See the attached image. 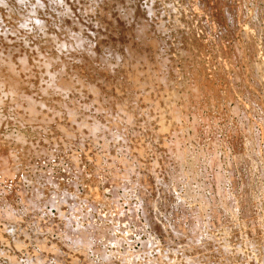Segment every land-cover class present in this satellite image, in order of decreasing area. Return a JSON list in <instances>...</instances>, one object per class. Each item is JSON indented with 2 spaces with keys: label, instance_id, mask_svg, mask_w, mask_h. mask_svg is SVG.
I'll list each match as a JSON object with an SVG mask.
<instances>
[{
  "label": "rangeland",
  "instance_id": "374dc122",
  "mask_svg": "<svg viewBox=\"0 0 264 264\" xmlns=\"http://www.w3.org/2000/svg\"><path fill=\"white\" fill-rule=\"evenodd\" d=\"M14 1L15 0H7V3L9 5H12V7H10L12 8L11 13L12 14L14 13L15 15H17L18 13H19L18 15H20L21 13L24 14V19L27 17V20L25 19L26 20L25 27L28 25L26 27L28 30L26 32L19 31L18 32L19 36L17 32L16 33L13 32V35L16 34L15 37L16 38L18 37L16 39V38H13L12 33L9 34L10 32L6 31L8 29L4 30L2 28L3 26L0 25V27L2 26L0 28V35H1L0 39L4 37V39L1 40L3 44L5 43L6 40H8L9 36H11L10 38H13L12 41H10L11 39L9 40L10 44L6 41L7 44L5 43V45H3L2 42L0 41V48L4 47L2 48L0 54L3 51L2 54H4V56L7 55L8 58L10 57V55L12 56L8 59L9 63H12L13 65L17 66L16 67L18 70L17 73L21 74V77H23L20 80L19 79L20 77L16 76L17 79H16L15 84L16 83L21 84L25 82L24 84L26 85L16 84L15 89L16 90L19 89V91L15 93L13 91L14 94L7 93L8 90L6 89V85L8 83L6 85L4 84V86H0V143L1 141L3 143V144L2 143L0 144V156L2 157V159L0 157V160H1L0 168L2 167L3 169V167L6 164L5 162L7 163L9 162L8 164H6V166L11 167V168L9 167L10 171L8 170V167L7 168L6 166L4 167L6 168V170L9 171V172L8 171L6 172L5 169L3 170L5 171L4 172L5 176H3V171L0 170V173L2 172V174L0 175V179H1L0 180V234L2 235V238H3V240H1L0 242V264H28L30 263L31 260L28 261L27 260L28 258L26 259L27 254L29 253L32 254V250L36 252L35 254L39 253L43 248L40 247L41 245L38 246V243L43 244V242L46 243L45 248L48 247V248H52L53 250L54 248H57L56 249L57 253H60V255L64 253V255L65 256L67 255L68 257L71 252L73 253V251L79 252L81 243L79 242V239H77L78 235L76 234H79L80 231L82 232L83 229H84L83 231L85 232H82V233H84L85 237L88 238L87 243H89L85 247L86 250L83 247L84 245L81 244L82 248H80L81 249L80 252L82 254L80 252L78 253L81 259H83V257L85 258L83 260L85 263L83 264H118V262L119 264H131V263L132 264H144V263L145 264H158V262L159 264L161 263L162 264L164 263L172 264V262H174L173 264H176V263L179 264L180 262H182V264H187V263L196 264L197 262H198L197 264H200V263L209 264L208 262H211L210 264H235V263L236 264H254V263L263 264L264 263L263 261L264 249H262L261 251V249L259 250L257 249V247L259 245V246H263L262 248H264V245H262V243H264V238H262V236L264 237V223H263L264 222V116H263L264 115V89H263L264 88V0H258V2L257 0H250V1L249 0H238V1L237 0L236 1L235 0H221V2L223 3L224 1V3L223 5H220V8H218V12L213 17H210V15L206 14V9L205 7L202 6L203 4L201 0H198V1L194 0V2L191 0L193 2L191 4L193 5L195 3L196 4L194 6L193 5L191 6L189 4L190 10H189V6L187 8L186 0H170L172 4L169 2V0H162V2L161 0L160 1L155 0L156 3L158 2V4L154 3L155 1L152 2L150 0H137V2L140 3L139 4L140 7L142 6L141 7L142 9L145 8V5L148 7L150 5L152 7L154 6L153 7L154 11L152 10L151 11L154 12L155 14H153L151 11L149 12L150 13L149 16L152 13L151 15L152 17L150 16L151 19L149 18L152 21L151 24L154 25V23H157L155 25H159L158 24L159 22H162L163 20H165L162 22V24L164 23V25L166 24V26L164 27V25L160 23V27H161L160 31L163 30V27L167 28V29H164V31H162L163 36L160 35L162 34V32L156 33L158 38L159 39L161 38L163 40L161 43L163 47L161 46V48H159L160 50H162V52L158 51V56L161 60L162 59L166 60L165 62L166 65H164L165 63H163V66H161L163 67L162 72L165 71L164 73H166V75L163 73L162 76H163L164 81L167 79L165 81L166 85L168 87L171 85L172 86L171 91L175 92L174 93L175 96L172 93L171 99L172 100L174 99V100L173 101L171 100V105L174 104L173 110L176 114L178 113L177 116L179 115L177 119L179 117L180 119H179V123H178V120L176 119L177 127L175 128L177 129H175L174 131L172 130L171 133L169 132V134H171L170 138H166L165 137L166 135H165L164 136L165 138L158 137L159 140L155 139V134L152 133V132H155L154 130H156L154 124L152 125L153 119L150 117V115H144V114L142 115V113L145 112L146 109L143 108L142 110L138 112V116H137L138 120H136V125H135L132 120L129 122H126L123 112L117 110L116 106L114 105L115 104L114 98L117 96L116 98L118 99L116 100L120 99V101H124V102L125 101L128 102L127 100H129L130 103L128 104H130V106L133 105L132 107H138L137 101L132 100V98L134 99V97H133V94H130L131 90L126 85L124 86L125 76L123 77V74L119 70L121 66V58L115 59L109 53V46H110L109 44L112 45V40L106 41L107 43H97L96 37L92 35L86 36V31H84V29H82L83 30L82 31L78 27L77 29L74 30L73 27H75V25L70 20L66 21L69 24H63L62 22H65V21H63L60 18V16H57L58 14L56 13L57 14L56 15L54 13L55 11H53L52 8L47 9V7H51V5H49V3L47 5L46 0H42V1L41 0L39 1L29 0L30 3H26V1L28 2V0H24L23 3L25 5L27 4L25 7L28 9L32 8L31 11L29 10L30 16L26 15V14L29 15L28 9L26 10L25 7L22 8L21 6H18ZM149 1L152 4L154 3V5L149 4L150 3ZM217 1L220 2V0H214V1L208 0L207 2H210V3L213 2L211 4L215 6V4L218 3ZM221 2L219 4H222ZM162 3H165V4H162ZM45 4H46V8L43 7ZM200 4L202 6L201 8H200ZM155 5L157 7L159 5V8H157ZM234 5H235V8L238 7V5H240L239 10H240V7L242 6L241 7V11L243 14L242 15L243 17L241 16L242 18L238 19L236 15L233 18L230 17L232 16L231 12L232 11L234 12V9H235ZM40 6H42L43 8V10L42 9L40 10L41 12L37 9ZM169 7H170V10H169ZM224 8H225V11H224ZM22 9H24L26 12L28 11V13L25 14L24 10ZM258 9L259 11L257 13H259L260 10L261 12L257 15V13H255L254 11L255 10L257 11ZM45 10H46V13L50 12L52 16V20L49 23H47L46 20L51 18L49 16L50 13L47 16L48 17L47 19L46 17L47 14L44 13ZM196 10L199 11V13H197ZM32 11L40 12L39 14L41 15V17L37 15L38 12H35L34 14V13H31ZM227 12L229 15L227 14ZM252 12H254V14H252ZM203 13L205 14V16ZM53 14H55L56 17L59 20L60 19L61 20L56 21L55 16ZM197 15L199 18H197ZM225 15L229 17H226ZM189 16L190 18H188ZM252 16H256L254 17V21L253 19H251L253 18ZM172 17L173 18L176 17L175 20ZM202 17L203 19L205 17V19L201 20ZM179 18L181 19L180 22L181 21L184 22V23L182 22L183 24H181V27L178 26L180 25V23L178 22ZM215 18L218 19L216 20L217 22H215ZM42 20H43L42 24L44 23L43 28H41ZM206 20H208L209 23L206 24V22H208ZM92 21L94 22V20ZM255 21L257 22L255 23ZM177 22H178V25H176ZM232 22H234V24ZM35 23H38V24H35ZM170 23L172 24V26L170 25ZM203 23L207 25L209 28L205 27ZM239 25L244 27L243 28L244 30L246 29L244 31L245 33H240L241 31L243 32V29L242 27H239ZM37 28L41 30L44 36L39 30H37ZM44 28H47V29H44ZM174 28L176 30H174ZM257 28L258 30H256ZM29 29L32 30V32H30ZM184 30L185 31L187 30V32H185ZM210 30H212L211 33H210ZM247 30H249L247 34L250 37V39L246 35ZM181 31H184V32H182L181 34L180 33ZM7 33L9 35L8 37L6 36ZM183 33L184 34L186 33L185 34L186 36ZM239 33L241 34V36ZM51 35L52 37H50ZM214 35H215V39H214ZM26 36L28 38H25ZM75 36H77L78 39L81 38L80 41L78 40L79 43L76 41L77 37ZM21 37L22 39L24 37L23 41H26L27 45L25 43H22V41L21 42L19 41V38L21 39ZM208 37H210V39ZM164 39H167V40L164 41ZM248 39L249 41L253 39L252 43H254L255 49L253 47L254 45H252L251 43L252 40L249 42V44L251 43L252 47L251 45L250 46L248 45V42H247ZM16 40L19 43H17ZM87 41H89L90 43ZM184 42L187 45H184L185 44ZM177 44H179L180 47ZM12 45L14 46V48L15 47L17 49L19 48L18 51L20 49H21L20 51H25V50L26 51L24 53L21 52V54L17 55L15 53H19L20 51L19 52L18 51L16 52L15 50L13 51L14 48H12L13 47ZM244 45L247 48L243 49ZM185 46H188L187 49L185 48ZM9 47L11 48V50L8 51V49H10ZM101 47H102V50H101ZM248 47H249L250 53L248 51ZM95 48L96 50L93 51ZM251 48H253L254 51ZM180 49H182V52L180 51ZM183 49L184 50L186 49L185 50L186 52ZM12 52L14 53V57L12 55ZM91 52H92V55H91ZM183 52H185L184 53L185 56H183L184 55L182 54ZM84 53L85 55H83ZM87 53L88 54L90 53L91 56L90 55H89L90 57L86 56ZM19 55L21 56V58L24 56L23 61H26L29 64L32 60L35 63L37 59L35 65H37V63L38 65L36 66V68H34L35 67V65H33L34 63L29 65L28 63L23 62L24 63L23 64L21 61L22 59L20 58ZM32 55H35V56H33V59L31 58L29 62V59L30 57H32ZM190 55L191 57H189ZM17 56L19 57L16 58ZM57 56L63 59V61L67 64L64 63L65 65L63 64L64 66H62L61 64L62 60L60 61V58H58ZM88 57H89V60H88ZM93 57L94 59L96 57V61L92 60ZM25 59H28V60H25ZM40 59L44 60L42 62V65L45 64V67L48 64L47 65L48 71L46 70V68H43V66H41L40 62L42 60ZM224 62L226 63L225 65L222 66ZM256 62H257V65H256ZM1 64L3 65L4 63L1 62L0 66L2 68L5 67L3 68L5 71L6 70L5 64L4 66H2ZM21 64H23L24 66H21ZM27 64H28V67H30V71L28 67H25V65ZM91 64H94V65H91ZM164 66L166 67V70L164 69L165 68ZM20 67H24V68H20ZM33 69H36V71L35 70L33 71ZM44 69L48 73L46 71L44 73L43 72ZM23 70L27 72L28 75L30 72V74H32L31 75L32 78L30 77L28 78L27 77L28 75L27 76L24 75V73L22 72ZM2 71L3 70H1L3 77L6 78L7 72L6 71L2 72ZM119 72L120 74H122L121 76L118 75ZM50 74L53 76L54 75L59 76L61 77V79L64 78L63 80L66 79V81H71L75 83L76 87L69 86L70 88L66 87L67 89L60 90L57 93V90H59V88L56 87V83L59 80V78L58 80L54 79V82H52L53 80L51 79ZM104 76L108 78L105 79ZM119 76H120V79H119ZM61 79L58 82L62 81ZM106 81L107 83L109 82L108 85L112 88H110L106 84ZM119 82L120 83L122 82V84H120ZM117 84L120 86H118ZM93 85L95 86L93 89L98 88V90L99 88L101 89L102 87H104L103 89L100 90L101 92H99L97 89L94 90L95 92L96 91L99 92V93L96 92L98 95L100 94L99 95L100 98L98 97V95H96L97 97L96 100L98 101V103L101 105L100 107L102 108H97L96 107L97 102L92 101L87 96V95L90 96V94H88V93H91L89 92V90H87L88 93L86 95V92H85L86 89L83 91L82 89L84 88H81V86L82 87L86 86L87 89H90L91 88L90 86H93ZM96 85L98 87H96ZM114 85L115 87H113ZM78 86L80 87L78 88ZM26 87H28V89ZM107 87H109L111 94L107 92ZM124 87L128 88V91L126 88L124 91L123 90ZM24 88L29 91L30 95L27 94L28 91H26L25 95H23L24 92L22 91H25ZM43 88L46 89L49 92V94L45 90L42 91ZM30 89L31 91L33 89L34 92L38 94L35 95V93H33V91L31 92ZM114 89H117V91L119 90V94H120V91L122 90L121 98H119L121 94L116 95L117 91L115 93ZM5 90L7 91L5 92ZM44 91L47 93V96L49 95L48 97L46 96ZM126 91L130 96L129 95L125 96L127 94ZM3 92L7 93V95L5 96ZM30 92L33 93V95L37 97L39 95L40 98L41 97L45 98V102L43 103H46V104L44 105L45 107L42 108L43 109L42 110L40 106L41 99L37 101V97H33L34 100L36 99L35 101L37 103V105L34 104L33 106L36 107L37 109L40 107L38 110L35 108L36 110L35 115L36 116L38 114L42 115L43 112L46 110V106L50 103L51 105L49 104L47 106V110L45 111V113L48 112L47 114H50V115L49 116L46 115V116L51 120L53 119V122L56 119V123L60 124L61 127L64 126L66 119L69 120L67 117L66 111L68 112V110L71 109L69 107L70 105L75 106L76 110L78 109L80 111L81 109L83 111V113L82 111H80L79 114L75 113L74 115L76 120L79 119L80 121H81V118L83 119L84 117V120L81 122H78L77 124L82 126V124L86 120L85 117L86 118L90 117L91 119L94 117L93 120H96L99 123L101 122L100 129L98 131H94V134L96 135L95 136L96 139H92V141L95 140L93 141L94 143L93 145L95 149H93V146L90 145L92 142L90 144L88 143V140L89 142L91 141V138L89 136H83V137L81 136L82 140H79L80 136L79 137L75 136V138L78 139V142L74 141L75 138L74 139L72 138V142L74 145L72 144L71 140H69L68 142L67 141L65 142L64 140V143H63V140H62L63 136H61L62 135L60 133L61 131H58L59 129L58 127L54 129L55 131L48 128L49 129L48 131H50L48 133L46 127H43V126L41 127L38 123H36L38 121L35 122V120L37 119L36 117L35 118L32 117V119H29V117L27 118V116H29L27 115V111L29 110L28 108H30V106L29 104H27V101H25V98H28L26 97V95L31 96ZM40 93L41 94L43 93L45 95L42 94L43 96H40ZM54 93H56L55 96L53 95ZM113 94L114 96H110ZM14 95H15V99L17 98L16 100L13 97ZM7 96H9L8 97L9 99L7 98ZM11 96L13 97L15 102ZM125 97L127 99L124 100ZM128 97H130V99H128ZM211 97L212 99H210ZM6 100L11 101V102L9 101V103H11L10 104L11 106L7 104L8 101ZM42 101H44V99H42ZM17 102L20 105H24V107L26 108V111H22V110H25V108L23 109V106H22V110H21L20 105L16 104ZM258 104H259V107H258ZM17 105L19 106V109H20V115L23 114L22 112H26L25 115L23 114L24 115L23 117L22 115L18 116L19 111H16L18 110ZM63 105H67V106H63ZM76 105L77 106L79 105L80 107H77ZM104 106H106V108ZM64 108L65 110L62 111L61 109H64ZM261 109L263 112H261ZM15 111L18 112L17 113L18 115L16 114ZM147 111L149 112V110ZM29 113L30 112H28V114ZM54 114H56L57 117ZM91 115H94V116H91ZM24 117H25V120H24ZM20 118H23L22 119L23 121ZM26 120H27L26 122L27 124L32 121V123L30 124L33 126V122H35L36 124L34 125L38 127L37 128H35L36 126L32 127L30 124L25 125ZM144 122H146L148 125L146 124L142 125ZM140 124L142 125V127L145 126L143 127L144 131L143 129L142 131L140 130L141 129ZM177 124H179V126ZM181 124L183 126H181ZM152 128H154V130ZM135 129H137L138 132H136ZM178 129H180L179 132L176 131ZM51 130L54 131V133L53 132L51 133ZM104 131L108 135L104 133ZM148 131H152V132L150 133ZM241 132L243 133L241 134ZM39 133L41 136L39 135ZM101 133L104 134V137H106V141H107L106 144L110 147L109 150H106V148L104 147L103 143L105 142V140ZM172 133L174 134V136ZM43 134H45L47 137L44 136ZM50 134H51V137L49 136ZM112 134L114 137L112 136ZM136 134H137V138L141 140L140 142H142V144L144 145V150L146 152L144 151V154H142L141 156L137 158H133L134 156L131 153H129L130 149L129 148L126 149V147L130 146L132 142H134L133 141L134 139L132 137H135ZM169 134H167V137H169ZM107 136L108 137L110 136L109 141L107 140L108 139ZM243 136L246 139L249 138L248 140H246L248 142L245 141V138ZM125 137L127 138L124 139ZM54 138L57 139V142L56 140L53 141ZM59 138H61L62 145H60L61 143H60ZM112 140H115V141H112ZM162 140L167 143V146L169 145V143L171 145L172 143L174 144L175 142L178 141L177 145H175L176 144L175 143L174 146H171L172 148H174L175 150L174 152H176V150H178V147H179V151L177 152L178 153L181 152L180 155L174 153L175 157H177L178 160L177 159L174 160L175 158L173 156V157H169V159L174 158V159H171L173 161H170L168 159V162H167L166 157L163 154L164 150H160L163 148L161 146H164L163 145L164 142L161 143ZM168 140L169 141L176 140V141L168 142ZM250 140H251V143H250ZM51 142H54V143L56 142L59 145L56 143L52 144ZM74 142L75 143L77 142V143L75 144ZM68 143L72 144L73 146L69 147L71 145H69ZM84 143L88 144V146L90 147H87L86 145H84ZM63 144L66 146H64ZM159 144L161 146H158ZM125 145L127 146L125 147ZM39 146L40 147L42 146L41 148L43 149H41ZM53 146H55L56 148L55 150ZM248 147L250 148V150L248 149ZM1 148L3 149V151L1 150ZM64 149L66 150L67 153L64 152L65 151ZM94 150L96 151L95 154H94L95 152ZM62 153L64 156L62 155ZM2 154L6 157H4ZM84 154L87 155L86 157L88 158H86ZM91 154L95 156L91 158V156H93ZM249 154L250 155L252 154L253 157L256 156L255 158H253V163H249L247 161L248 159L247 156H249ZM155 155L156 156L159 155V156L156 157ZM212 157L214 158L212 159ZM94 158L99 159L100 162L96 159L98 161L97 163V161ZM179 158H180V161H179ZM181 158L184 161H182ZM72 159L74 160L76 159L75 163H73L74 160ZM2 160H4L5 162ZM93 160H94V163L96 164L97 169L99 168L98 170L95 168L94 165L92 166ZM131 160H132V163L131 162L128 163ZM211 160L212 162L213 161L215 162L212 163ZM124 161H126V163L129 165L130 164L132 165L134 164V165L133 166L130 165V167L131 166L132 167L127 168L126 166L127 164H125ZM135 161L137 162V165ZM178 161H179V166H177ZM181 161L183 162V164ZM244 161L245 163L248 162L250 165L247 164L248 165L247 166L244 163ZM255 162L256 164H254ZM76 163L78 164L77 167L74 165ZM147 163L151 166L153 171L157 172L156 173L157 177L151 172L142 171L145 168V165H147ZM123 164L125 165L123 166ZM168 164L169 166H167ZM175 164L177 167H180V168L182 167V168L180 169V168L175 167ZM173 168H176L177 171L179 169V171L177 172L176 169H174L176 171V174H175L173 171ZM227 168H229L230 170ZM126 169H128V171H131V172H128ZM180 170L183 172L180 173ZM124 171L127 174H125ZM129 173H130V176H129ZM178 173H180L179 176L177 175ZM11 174L13 175V177ZM147 174H150L151 177L148 176ZM217 174L218 176L220 175V178H221L219 182L214 180L215 175ZM8 175L9 177H7ZM174 175H176L175 179L177 180L174 179L175 183H173V186H169V192H170V198H169V196L167 195V192H168L166 188L167 185H164L163 181H167L168 179H170L169 176H174ZM47 176H49L48 178H50L51 176L50 179H52L53 181L50 182ZM147 176H148V179L151 178L149 179L150 183L147 181L148 180ZM226 177H229V178H226ZM157 178L158 180H156ZM137 179L138 180L143 179L145 183L148 182L149 185L152 184V186L151 185L150 186L151 188L154 187L155 191H153L154 188H152L151 192L148 191L147 189V193L145 190V192L140 194V192L137 191L139 189L138 185H136V182H134ZM245 179L248 182L247 187L250 186L249 189H252L253 193L251 192L252 195L249 201H246V203L243 202L242 204L243 206H241L242 201L240 200L241 198H243L241 194H245L243 192L246 191L244 190L245 185L243 183V180L245 181ZM154 180L156 182H154ZM160 180L161 181L163 180V181L160 183ZM13 181L15 182L13 183ZM240 181L242 182V184L240 183ZM174 185H176V187ZM234 186L236 188H234ZM56 187L61 189V191L57 190ZM65 188L67 191H65ZM160 188H162V190H165L164 195H167V197L164 198L167 201V205L170 207L169 208L168 206H166L168 207L167 210L166 209L164 210L161 207V204H159L165 201L162 198V196H164L162 191H160L162 195L159 194L160 192L158 190ZM222 191L224 192V194ZM73 192H74V196L72 194ZM152 192H153V195H152ZM40 193L42 195L45 194L47 197H45L44 195L42 198H40L42 196ZM64 194L65 196H63ZM67 194H70L69 195L70 198L69 196H67ZM222 194L225 196V199L223 198ZM36 195H39V196L37 197ZM141 195L146 196V197H142ZM235 195H236V198H235ZM54 196L57 197L60 201L57 200V198H55ZM75 196L77 199L75 198ZM152 196L154 197L153 199H152ZM52 197L54 198V200H57V203L56 201L53 200L55 202L54 205L56 206L51 205L53 203H50V202H53L51 201L53 199ZM155 197H157V199ZM158 197L160 198V200L158 199ZM2 198H5V199H2ZM43 198H45V201H43L45 202V204L41 202ZM237 198H239V200ZM145 199L151 203L152 205L151 207H149L150 203L146 202ZM149 199L151 201H149ZM171 199L174 201H172ZM47 200H49L50 202L46 203L48 202ZM176 201L178 203H176ZM168 202H170L169 204L171 206L168 204ZM225 202L232 203L231 204L232 207H230L229 205L228 207L225 204ZM38 203H40L41 205L43 204L42 205L43 207L39 205ZM172 203L174 207H172L173 206ZM59 204L60 206L62 205V207H60ZM35 205L37 206L39 205L41 208L40 207L38 208ZM57 206H59L60 210L64 211L65 213L64 212L61 213V211H59L58 209L59 207L57 208ZM248 206H250L252 210V214H253L252 216L255 215L254 217L257 218L258 220L261 219L260 223L263 226L259 224V228L262 227L263 229L262 228L259 229L256 224L254 225L252 224V222L250 223L251 220L249 221L248 218H246V215H247L246 209L248 208ZM61 208H63L64 210H62ZM211 208L212 209L214 208L213 209L214 212H212ZM215 208H216V212H215ZM224 208H227V209H224ZM229 208H231L232 211ZM57 209L59 212L57 211ZM56 214L60 215L59 217L58 216L56 217H58L57 220L59 221L61 220L60 222L62 223L61 226H63V230L61 229L60 230L63 231V233L59 232L58 230L61 227L58 228L59 225L57 223L59 222L56 221V218H55ZM211 214L215 216L212 217ZM16 216L17 218H15ZM61 217L64 221L60 219ZM111 217L112 219H110ZM21 219L22 221H20ZM177 219H178L177 222L179 225L183 223L182 224L183 226L182 225L181 226L184 230L186 229L194 230V228L196 227L194 232L197 233V235L195 233L197 239L195 238L194 244L196 243V240H197L198 244L200 245L195 244L196 249L198 251L203 250L201 251L202 253L200 251L198 253L201 256L200 257L201 260L199 259L196 262L195 261L193 262L192 261L193 259L191 260V257L187 258V256H183V253L180 252L179 250V248H181L180 247L181 246L180 237H178L177 233L174 234L173 232L174 230L172 226L173 222H171ZM179 219H182L183 222L180 223L181 220L179 221ZM245 219H247L246 220L247 222L245 221ZM41 220H44L45 222ZM189 220H191L192 222L189 223L190 222ZM13 221H14V224H13ZM219 221L220 223H217ZM55 222L57 225H53L55 224ZM63 222L64 223L67 222L68 228H67L66 223H65L66 226L64 227ZM17 223H19V225ZM157 223L159 224V227H161V231L154 229ZM51 224L55 227L54 228L51 227L52 226ZM234 225L236 226L234 227ZM11 227L14 230L16 229L18 230L16 231V234L14 233L15 231L12 232V230H10ZM254 228L257 229V231L254 230L255 232H257L255 233L256 236L259 235L257 237L258 245L255 246V249L251 247L252 245L251 243L249 244L250 239L248 237L250 236L247 234L249 233L248 230L254 229ZM20 229L21 230L24 229L22 230L23 232ZM68 230L70 231L69 233H68ZM19 233L21 235L23 234L24 235L21 236ZM43 233L46 236L43 235ZM65 233H67L66 237L69 239H67L65 236L63 237ZM12 234L14 236L16 235L15 237L16 241ZM25 234L27 235L26 237H24ZM9 235L11 236L10 239H9ZM67 235H70V237ZM23 238H24V241H22ZM72 238L73 240H71ZM122 238L123 240H121ZM167 239L169 240V242ZM260 240L262 241V243ZM74 241H77V244ZM178 242L180 243L178 244V247H177L176 243ZM212 242L214 245H212ZM166 243H170V244L166 245ZM15 246L16 247L18 246L19 250L17 248H14ZM75 246L79 247L78 250H77V247L75 248V250L72 249ZM170 246H172L171 247L172 249H170L172 252H170V250L168 249L170 248ZM209 249H212V250L210 251ZM238 249L240 252L238 251ZM28 251L29 253H27ZM82 251H84V253ZM226 251L228 252L226 253ZM98 253H101V254L98 255ZM224 253L228 255L227 256L223 255ZM260 253H262V255ZM131 257L134 259H132ZM8 258L10 260H8ZM11 258L13 259L12 261H11ZM49 259L51 260L53 258H49ZM54 262L55 261L49 262V263L56 264V262L55 263Z\"/></svg>",
  "mask_w": 264,
  "mask_h": 264
},
{
  "label": "bare ground",
  "instance_id": "6f19581e",
  "mask_svg": "<svg viewBox=\"0 0 264 264\" xmlns=\"http://www.w3.org/2000/svg\"><path fill=\"white\" fill-rule=\"evenodd\" d=\"M33 1V0H32ZM39 1V0H38ZM42 1V0H41ZM150 1H155V0H150ZM149 1V2H150ZM160 1V0H159ZM187 1V8H188V6H189V10H190V5L192 6L193 4H191V3H193L194 2V0H186ZM191 1V2H190ZM196 1V0H195ZM198 1V0H197ZM208 0H201V2H202V6L203 7H205V9H206V14H208V15H210V17H213L214 15H216V13L218 12V8H220V5H223V3H224V1H223V3L221 2V0H220V2L222 3V4H219L220 2H218V3H216L215 4V2H214V4H215V6L214 5H212L211 3H213V2H207ZM214 1V0H213ZM236 1V0H235ZM238 1V0H237ZM250 1V0H249ZM18 6H21L22 8L23 7H25L26 5L23 3L24 2V0L22 1V0H15L14 1ZM161 2H162V0H161ZM164 2V1H163ZM169 2H170V0H169ZM200 2V1H199ZM200 2V3H201ZM229 2V1H228ZM233 2V1H232ZM257 2H258V0H257ZM261 2V1H260ZM12 3H13V1H12ZM26 3H30V1L28 0V2L26 1ZM41 3V2H40ZM46 3H47V5H48V3H49V5H51V7H47V9H49V8H52L53 9V11H55L54 13L57 15V16H60V18L63 20V21H68V20H70L74 25H75V27H73L74 28V30L75 29H77L78 27L82 30V29H84V31H86V36H88V35H92V36H95L96 37V39H97V43H107L106 41H110V40H112V45L111 44H109L110 46H109V53L115 58V59H119V58H121V66H120V72L123 74V77L125 76V83H124V86L126 85L127 87H129V89L131 90V93L130 94H133V97H134V99L132 98V100H136L137 101V103H138V107H132V106H130V104H128V103H130L129 102V100H127L128 102H124V101H120V99L119 100H116V99H118V98H114V105L116 106V108H117V110H119V111H121V112H123V115H124V118H125V120H126V122H129V121H133L134 122V124L136 125V120H138L137 119V116H138V112L140 111V110H142L143 108L144 109H146V111L145 112H143L142 113V115L144 114V115H150V117L153 119V121H152V125L154 124V126H155V129L156 130H154V128H152L155 132H152V131H148V132H152L153 134H155V139H158V137H162V138H170V136H171V134H169V132L171 133L172 132V130L174 131L175 129H177V128H175V127H177L176 126V122H177V120H178V123H179V119H180V117L177 119V117L179 116H177V114L174 112V110H173V105H171V98H172V93H173V95H174V93L175 92H172L171 90H172V86H171V88H170V86L168 87L167 85H166V83H165V81L167 80H163V76H162V74L165 72H162L163 70H162V68L163 67H161V66H163V63H165L166 62V60L165 59H160L159 58V56H158V51H161L162 52V50H160L159 48H161V46L163 47V45L161 44L162 43V39L160 38H158V36L156 35V33H159V32H162V31H164V29H167V28H164L165 26H166V24L164 25V23L162 24V22L163 21H165V20H163L162 22H159L158 24L159 25H155V24H157V23H154V21H153V23H154V25L153 24H151V18H150V16L152 15V13L153 14H155L154 12H152V11H154L153 9V7L150 5L149 7L148 6H146L145 5V8L144 9H142L141 7H140V3H138L137 2V0H46ZM154 3H156V1L154 2ZM154 3L152 4L151 2L149 3V4H152V5H154ZM168 3V2H167ZM171 3V2H170ZM169 3V4H170ZM182 3V2H181ZM186 3V2H185ZM235 3V2H234ZM11 4V3H10ZM23 4H24V6H23ZM31 4H32V2H31ZM43 4H44V2H43ZM156 4H158V2L156 3ZM162 4H165V3H162ZM172 4V3H171ZM178 4V3H177ZM190 4V5H189ZM196 4V3H195ZM194 4V5H195ZM198 4V3H197ZM233 4V3H232ZM236 4H238V3H236ZM255 4V3H254ZM35 5H36V3H35ZM193 5V6H194ZM225 5V4H224ZM156 6V5H155ZM167 6H168V4H167ZM201 6V4H200V8L202 7ZM239 6L240 5H238V7H236L235 8V5H234V12L232 11L231 12V14H232V16H230V17H234L235 15L237 16V18L238 19H240V18H242L243 16V14H242V11H241V7H240V10H239ZM10 7H12V5H9L8 3H7V0H0V25H2L1 27L4 29V30H6V29H8V30H6V31H9L10 33L9 34H11L12 33V35H13V32L14 33H16L17 32V34H18V36H19V31H24V32H26L28 29L25 27V24H26V20H27V17L24 19V14H22L21 13V11H20V13L22 14V16H23V18H22V16H21V14L20 15H18L17 13V15H15L14 13L12 14L11 12H12V8H10ZM43 7H45L46 8V4L43 6ZM157 7V6H156ZM166 7V6H165ZM179 7V6H178ZM181 7H183V6H181ZM196 7V6H195ZM194 7V8H195ZM230 7V6H229ZM157 8H159V5H158V7ZM156 8V9H157ZM162 8H163V6H162ZM168 8V7H167ZM193 8V7H192ZM215 8H216V10H215ZM226 8V7H225ZM225 8H224V11H225ZM252 8V7H251ZM254 8V7H253ZM18 9V8H17ZM25 9L27 10L28 8H26L25 7ZM39 11L42 9L43 10V8H42V6H40L39 8H37ZM46 9V10H47ZM180 9V8H179ZM198 9V8H197ZM205 9H203V10H205ZM232 9V8H231ZM255 9H256V7H255ZM22 10H24V9H22ZM31 11L32 10V8L30 9H28V11ZM46 10H45V12L44 13H46ZM152 10V11H151ZM159 10V9H158ZM157 10V11H158ZM161 10V9H160ZM169 10H170V7H169ZM171 10H172V8H171ZM199 10V9H198ZM202 10V9H201ZM230 10V9H229ZM233 10V9H232ZM16 11H18V10H16ZM28 11L26 12L25 10H24V13L26 14V13H28ZM30 11H29V15L28 14H26L27 16H30ZM48 11V10H47ZM152 12L151 13V15L149 16V12ZM156 11V10H155ZM183 11H184V9H183ZM259 11V9L256 11H254L255 13H257ZM35 12H38V11H35ZM35 12L34 11H32L31 13H34L35 14ZM41 12V11H40ZM40 12H38V16H40L41 17V15L39 14ZM42 12V13H43ZM160 12V11H159ZM168 12V11H167ZM172 12V11H171ZM196 12L197 13H199V11H197L196 10ZM202 12V11H201ZM208 12V13H207ZM220 12V11H219ZM223 12V11H222ZM254 12H252V14H254ZM260 12H261V10H260ZM259 12V13H260ZM49 13L50 12H48V13H46L45 15H46V17L49 15ZM174 13V12H173ZM172 13V14H173ZM180 13V12H179ZM224 13V12H223ZM226 13V12H225ZM259 13H257V15L259 14ZM33 14V15H34ZM55 14H53L54 16H55V20L56 21H60L57 17H56V15ZM177 14H178V12H177ZM193 14V13H192ZM191 14V15H192ZM204 14V13H203ZM203 14H201V15H203ZM227 14H228V12H227ZM230 14V15H231ZM251 14V15H252ZM199 15V14H198ZM198 15H197V18H199L198 17ZM219 15V14H218ZM229 15V14H228ZM256 15V14H255ZM35 16V15H34ZM44 16V15H43ZM51 18H49L48 19V17H47V19L49 20H46V22L47 23H49L51 20H52V16H51V13H50V15H49ZM160 16V15H159ZM173 16V15H172ZM185 16V15H184ZM196 16V15H195ZM204 16H205V14H204ZM226 16V15H225ZM242 16V17H241ZM152 17V16H151ZM154 17V16H153ZM226 17H229V16H226ZM246 17V16H245ZM253 18H251V19H253V21H254V17H256V16H252ZM150 18V19H149ZM159 18V17H158ZM173 18V17H172ZM176 18V17H175ZM175 18H173L174 20H175ZM188 18H190V16L188 17ZM192 18V17H191ZM201 18V17H200ZM218 18V17H217ZM236 18V19H237ZM58 19V20H57ZM172 19V20H173ZM178 19V18H177ZM177 19H176V21H177ZM204 19H205V17H204ZM203 19V17H202V19L201 20H204ZM219 19V18H218ZM218 19H216L215 18V22H217L216 20H218ZM28 20H29V18H28ZM54 20V21H55ZM92 20H94V22L92 21ZM149 20H150V22H149ZM171 20V21H172ZM180 18H179V20H178V22L180 23V25H178V22H177V24L176 25H178L179 27H181V24H183L184 22L183 21H181L180 22ZM185 20H186V18H185ZM189 20V19H188ZM200 20V21H201ZM213 20V19H212ZM211 20V21H212ZM245 20V19H244ZM69 21V22H70ZM156 21V20H155ZM160 21V20H159ZM192 21V20H191ZM196 21V20H195ZM206 21H208V20H206ZM42 22H43V20L41 21V28H43L44 27V23L42 24ZM65 22H62L63 24H69V23H65ZM70 22V23H71ZM173 22V21H172ZM175 22V21H174ZM183 22V23H182ZM215 22H214V24H215ZM226 22V21H225ZM238 22H239V20H238ZM257 21H255V23H256ZM39 23V22H38ZM38 23H35V24H38ZM52 23V22H51ZM160 23L162 24V25H164V27H163V30H161L160 31ZM185 23H186V21H185ZM207 23H209V21L208 22H206V24ZM213 23V22H212ZM211 23V24H212ZM233 24H234V22H232ZM34 24V25H35ZM174 24V23H173ZM204 24V23H203ZM43 25V26H42ZM49 25V24H48ZM51 25V24H50ZM170 25L172 26V24L170 23ZM175 25V24H174ZM186 25V24H185ZM193 25H194V23H193ZM205 25V24H204ZM251 25H253V24H251ZM256 25V24H255ZM36 26V25H35ZM183 26V25H182ZM216 26H217V24H216ZM257 26V25H256ZM258 26H259V24H258ZM0 27V28H1ZM175 27V26H174ZM178 27V28H179ZM192 27V26H191ZM205 27H208L207 25H205ZM239 27H242L241 25H239ZM254 27V26H253ZM40 28V27H39ZM39 28H37V30H39ZM168 28H170V27H168ZM172 28V27H171ZM204 28V27H203ZM209 28V27H208ZM222 28V27H221ZM232 28V27H231ZM244 27H242V29H243ZM248 28V27H247ZM251 28V27H250ZM261 28V27H260ZM26 29V30H25ZM44 29H47V28H44ZM180 29V28H179ZM186 29V28H185ZM207 29V28H206ZM213 29H214V27H213ZM252 29V28H251ZM253 29H255V28H253ZM262 29V28H261ZM159 30V31H158ZM174 30H176L175 28H174ZM192 30V29H191ZM205 30V29H204ZM227 30V29H226ZM236 30V29H235ZM246 30V29H245ZM244 29H243V32L241 31L240 33H245L244 31H245ZM256 30H258V28L256 29ZM263 30V29H262ZM29 31L30 32H32V30H30L29 29ZM40 32H41V30H39ZM44 31V30H43ZM50 31V30H49ZM77 31V30H76ZM83 31V30H82ZM158 31V32H157ZM185 31V30H184ZM184 31H181L180 33L182 34V32H184ZM209 31V30H208ZM211 31L212 30H210V33H211ZM225 31V30H224ZM47 32V31H46ZM174 32V31H173ZM179 32V31H178ZM185 32H187V30L185 31ZM223 32V31H222ZM249 32V30H247V32H246V35H247V37H249L248 36V33ZM5 33V32H4ZM42 33V32H41ZM51 33V32H50ZM208 33V32H207ZM214 33V32H213ZM217 33V32H216ZM219 33V32H218ZM239 33V34H240ZM258 33V32H257ZM256 33V34H257ZM6 34V33H5ZM43 34V33H42ZM164 34H166V33H164ZM184 34V33H183ZM186 34V33H185ZM184 34V35H185ZM204 34V33H203ZM206 34V33H205ZM223 34V33H222ZM255 34V35H256ZM16 35V34H15ZM15 35H13V38H16L15 37ZM26 35H28V34H26ZM160 35H162L163 36V32H162V34H160ZM245 35V34H244ZM243 35V36H244ZM7 37L9 36L8 35V33H7V35H6ZM42 36V35H41ZM43 36H44V34H43ZM55 36V35H54ZM179 36H180V34H179ZM186 36V35H185ZM184 36V37H185ZM217 36V35H216ZM240 36H241V34H240ZM0 37H1V35H0ZM11 36H9V38H8V40H6L8 43H9V40L10 41H12V39L13 38H10ZM50 37H52V35L50 36ZM75 37H77V36H75ZM161 37V36H160ZM166 37V36H165ZM18 38V37H17ZM16 38V39H17ZM25 38H28L27 36L25 37ZM30 38V37H29ZM80 38V37H79ZM180 38H182V37H180ZM186 38V37H185ZM209 39H210V37H208ZM240 38H242V37H240ZM4 39V37L3 38H1L0 39V41L1 40H3ZM21 39H22V37H21ZM20 38H19V41L21 42L22 41V43H27L26 41H23V39H24V37H23V39L21 40ZM81 39V38H80ZM80 39H78V37L76 38V41L78 42V40L80 41ZM177 39V38H176ZM179 39V38H178ZM214 39H215V35H214ZM249 39H250V37H249ZM249 39H248V45L250 46L251 45V43L253 42V39H251L250 41H251V43L249 44ZM25 40H27V39H25ZM46 40V39H45ZM167 39H164V41H166ZM180 40V39H179ZM208 40V39H207ZM212 40H213V38H212ZM259 40V39H258ZM6 41H5V43H6ZM17 41V40H16ZM178 41V40H177ZM245 41H246V39H245ZM2 42V41H1ZM65 42V41H64ZM85 42V41H84ZM87 42H89V41H87ZM86 42V43H87ZM93 42H94V40H93ZM92 42V43H93ZM95 42V43H96ZM5 43L3 44V42H2V44L3 45H5ZM17 43H19L18 41H17ZM79 43V42H78ZM90 43V42H89ZM94 43V44H95ZM110 43V42H109ZM177 43V42H176ZM181 43V42H180ZM185 43V42H184ZM183 43V44H184ZM193 43V42H192ZM208 43V42H207ZM7 44V43H6ZM10 44V43H9ZM11 44H13V43H11ZM15 44V43H14ZM34 44V43H33ZM77 44V43H76ZM27 45V44H26ZM96 45V44H95ZM178 46H179V44H177ZM184 45H187L186 43L184 44ZM198 45V44H197ZM202 45H203V43H202ZM252 45H254V43H252ZM252 45H251V47H252ZM2 46V45H1ZM7 46H9V45H7ZM13 46V45H12ZM11 46V47H12ZM36 46V45H35ZM51 46V45H50ZM18 47V46H17ZM37 47V46H36ZM95 47V46H94ZM107 47V46H106ZM175 47V46H174ZM180 47V46H179ZM187 47L188 46H185V48L187 49ZM254 47V49H255V45L253 46ZM2 48H4V47H1L0 48V52H1V50H2ZM10 48V47H9ZM12 48H14V46L12 47ZM16 48V47H15ZM13 49V51L15 50L16 52L18 51V49L16 48V49ZM91 48V47H90ZM181 48H183V47H181ZM245 48H247V47H245V45H244V48L243 49H245ZM8 49V48H7ZM6 49V50H7ZM26 49V48H25ZM98 49V48H97ZM185 49V50H186ZM252 50H253V48H251ZM9 50H11V48L10 49H8V51ZM21 50V49H20ZM19 50V51H20ZM24 50V49H23ZM96 50V48L93 50V51H95ZM101 50H102V47H101ZM184 50V49H183ZM184 50V51H185ZM221 50V49H220ZM18 51V52H19ZM26 51V50H25ZM25 51H20L19 53H15V54H21V52H25ZM92 51V50H91ZM98 51V50H97ZM96 51V52H97ZM104 51V50H103ZM180 51L182 52V49H180ZM247 51V50H246ZM248 51H249V47H248ZM247 51V52H248ZM254 51V50H253ZM59 52V51H58ZM186 52V51H185ZM185 52H183L182 54H184ZM245 52V51H244ZM2 53H3V51H2ZM0 54V63L1 62H3L4 64H5V66H6V78L5 77H3V74L1 73V70H3L2 72H5L4 71V69L3 68H5V67H1L0 68V86H4V84L6 85L7 83V85H6V89L8 90H5V92L7 91V93H9V94H12L13 93V91H14V93L15 92H17V91H19V89L18 90H16L15 88V85L17 84H15V82H16V79H17V77H20L19 79L21 80L23 77H21V74H19V73H17V66H15V65H13L12 63H9V61H8V59L10 58V57H12L11 55H10V57L8 58L7 57V55H5L4 56V54ZM27 53V52H26ZM25 53V54H26ZM178 53H179V51H178ZM249 53H250V51H249ZM257 53H259V52H257ZM7 54H9V53H7ZM187 54H188V52H187ZM12 55H13V57H14V53L12 52ZM24 55V54H23ZM83 55H85V53L83 54ZM90 55V53L88 54H86V56H89ZM91 55H92V52H91ZM90 55V56H91ZM102 55V54H101ZM160 55V54H159ZM181 55V54H180ZM199 55V54H198ZM251 55H252V53H251ZM250 55V56H251ZM20 56V55H19ZM19 56H17L16 58H18ZM33 56H35V55H32V57H30V59H29V62H30V60H31V58L33 59ZM82 56V55H81ZM89 56V57H90ZM179 56V55H178ZM183 56H185V54L183 55ZM201 56V55H200ZM7 57V58H6ZM24 57V56H23ZM23 57L21 58V56H20V58L22 59L21 61H22V63L23 62H26V61H23ZM26 57H27V55H26ZM25 57V58H26ZM58 57V56H57ZM89 57H88V60H89ZM101 57V56H100ZM189 57H191V55L189 56ZM246 57V56H245ZM38 58V57H37ZM58 58H60V57H58ZM85 58H87V57H85ZM176 58V57H175ZM13 59V58H12ZM28 59H25V60H28ZM92 59V58H91ZM100 59V58H99ZM173 59V58H172ZM184 59V58H183ZM20 60V59H19ZM40 60H42L41 62L40 61H38V62H40V64H41V66H43V68H46V70L48 69L47 68V65H46V67H45V64L44 65H42V62L44 61L43 59H40ZM62 60V61H61ZM93 61L95 60L96 61V57H95V59H94V57H93V59H92ZM165 60V61H164ZM35 61V60H34ZM36 61H37V59H36ZM36 61H35V63L33 62V60L30 62V64H33V65H35L36 64ZM46 61V60H45ZM60 61L62 62L61 64H62V66H64L65 64H67V63H65L64 61H63V59H61L60 58ZM190 61V60H189ZM185 62V61H184ZM26 63H28V62H26ZM65 63V64H64ZM89 63V62H88ZM92 63V62H91ZM197 63V62H196ZM225 63L226 62H224V64H222V66L223 65H225ZM4 64L2 65V66H4ZM24 64V63H23ZM23 64H21V66H24ZM29 64V63H28ZM28 64L27 65H25V67H28ZM29 64V65H30ZM60 64V65H61ZM64 64V65H63ZM95 64V63H94ZM94 64H91V65H94ZM37 65H38V63H37ZM37 65H35V67L34 68H36V66ZM89 65V64H88ZM164 65H166V63L164 64ZM170 65H171V63H170ZM184 65H186V64H184ZM221 65V64H220ZM256 65H257V62H256ZM15 66V67H14ZM40 66V65H39ZM38 66V67H39ZM260 66V65H259ZM258 66V67H259ZM37 67V68H38ZM165 67V66H164ZM20 68H24V67H20ZM29 68V71H30V67H28ZM41 68V67H40ZM251 68H252V66H251ZM31 69H32V67H31ZM165 70H166V67L164 68ZM187 69V68H186ZM193 69V68H192ZM220 69V68H219ZM226 69V68H225ZM249 69V68H248ZM22 70V69H21ZM20 70V71H21ZM36 71V69H33V71ZM41 70V69H40ZM45 69H44V73H45V71H46ZM171 70H172V68H171ZM195 70V69H194ZM224 70V69H223ZM16 71V72H15ZM28 71V72H29ZM32 71V70H31ZM48 71V70H47ZM46 71V72H47ZM188 71H190V70H188ZM214 71V70H213ZM225 71H227V70H225ZM248 71V70H247ZM23 73H24V75H28L27 74V72H25L24 70L22 71ZM120 72H119V74L118 75H122V74H120ZM250 72V71H249ZM26 73V74H25ZM32 73V72H31ZM41 73H42V71H41ZM48 73V72H47ZM46 73V74H47ZM168 73V72H167ZM172 73V72H171ZM193 73H195V72H193ZM222 73V72H221ZM15 74V75H14ZM18 74H19V76H18ZM165 75H166V73H164ZM203 74V73H202ZM30 75V76H29ZM29 75L27 76L28 78L30 77V78H32L31 77V75L32 74H30V72H29ZM62 75V74H61ZM114 75V74H113ZM262 75V74H261ZM17 76V77H16ZM108 76V75H107ZM115 76H117V75H115ZM120 76H119V79H120ZM210 76V75H209ZM35 77V76H34ZM50 77H51V79L53 80L52 82H54V79H57L58 80V78H59V80L61 79V77H59V76H56V75H51L50 74ZM105 77V79H107L108 77H106V76H104ZM190 77V76H189ZM214 77V76H213ZM10 78V79H9ZM63 78V77H62ZM111 78V77H110ZM191 78H192V76H191ZM198 78V77H197ZM260 78V77H259ZM19 79H18V81H19ZM64 79V78H63ZM63 79H61L62 81H60V82H58L57 81V83H56V87L57 88H59V90H57V93H58V91H60V90H64V89H67L66 87H69V86H72V87H76L75 86V83H73V82H71V81H66V79L65 80H63ZM8 80V81H7ZM10 80V81H9ZM30 80V79H29ZM29 80H27V81H29ZM124 80V79H123ZM7 81V82H6ZM32 81V80H31ZM117 81H119V80H117ZM121 81V80H120ZM193 81H194V79H193ZM23 82V81H22ZM37 82V81H36ZM122 82L120 83V84H122ZM25 82H23V83H21L22 85L24 84ZM30 83V82H29ZM96 83V82H95ZM173 83V82H172ZM21 84H17V85H21ZM99 84H101V83H99ZM106 84L108 85L109 84V82L107 83V81H106ZM24 85H26V84H24ZM28 85V84H27ZM35 85V84H34ZM118 85V84H117ZM116 85V86H117ZM106 86V85H105ZM109 86V85H108ZM118 86H120V85H118ZM22 87V86H21ZM29 87V86H28ZM28 87H26L27 89H28ZM80 86H78V88H79ZM86 87V86H85ZM85 87H82L81 86V88H84V89H82L83 91L86 89V95H87V90H89V92H91V93H88V94H90V96L89 95H87L92 101H95V102H97V108H102V107H100L101 105L98 103V101L96 100V95H98L97 93H99V92H101L100 90L101 89H103L104 87H102L101 89L99 88V90H98V88H95V89H97L99 92H95L94 90L95 89H93L95 86L93 85V86H90L91 88V90L90 89H87V87L85 88ZM96 87H98L97 85H96ZM100 87V86H99ZM110 87V86H109ZM109 87H107V92H109L110 94H111V92H110V89H109ZM113 87H115V85L113 86ZM2 88V87H1ZM17 88H18V86H17ZM30 88V87H29ZM70 88V87H69ZM89 88V87H88ZM106 88V87H105ZM110 88H112V87H110ZM125 88L126 87H124L123 88V90L125 91ZM170 88V89H169ZM3 89V88H2ZM25 89V88H24ZM27 89H25V91H22V92H24V94L23 95H25V92L26 91H28ZM118 89V88H117ZM117 89H114V92L116 93V91H117ZM127 89V91H128V88H126ZM264 89V88H263ZM21 90H23V89H21ZM43 90H45V91H47L46 89H42V91ZM81 90V89H80ZM79 90V91H80ZM113 90V89H112ZM3 91V90H2ZM30 91H31V89H30ZM32 91H33V93H35V95H37L38 93H36V92H34V90L32 89ZM31 91V92H32ZM44 91V93L46 94V96H47V93ZM122 91V90H121ZM121 91H120V94H121V96L119 97V98H121L122 97V93H121ZM124 91H123V93H124ZM127 91H126V93H127ZM5 92H3V94H5V96L7 95V93H5ZM11 92V93H10ZM21 92V91H20ZM30 92V93H31ZM48 92V91H47ZM93 92H95V93H93ZM133 92V93H132ZM263 92V91H262ZM13 93V94H14ZM33 93H31V96H27L26 95V97H28V98H25V101H27V104H29V106H30V108H28L29 110L27 111V115H29V116H27V118L29 117V119H32V117H36L37 119L35 120V122L36 121H38V122H36V123H38L41 127L43 126V127H46L47 128V132L49 133L50 131H48L49 129L48 128H50V129H52V130H54L55 128H59L58 129V131H61L60 133L62 134L61 136H63L62 138V140H63V143H64V140H65V142L67 141H69V140H71V142H72V138L74 139L75 138V136H77V137H79L80 136V138H79V140H82L81 138L83 137V136H89L90 138H91V141L89 142V140H88V143L90 144L91 142V144L90 145H92L93 146V149H95L94 148V143H93V141H95V140H93L92 141V139H96L95 138V134H94V131H98L99 129H100V123L99 122H97L96 120H93V118L91 119L90 117H88V118H86L85 117V121H84V123L82 124V126L81 125H79V124H77L78 122H81V121H83L84 120V117H83V119L81 118V121L78 119V120H76V118H75V113H80V111H82L80 108V111L77 109L76 110V107L75 106H69V104H68V106L71 108V109H69L68 110V112L66 111V114H67V117H68V119L69 120H65L66 122H65V124H64V126L63 127H61V125L60 124H58V123H56V119H55V121L53 122V119L51 120V119H49L46 115H50V114H47V113H45V111L47 110V106L50 104H48L47 106H46V110L43 112V114L42 115H40V114H38L37 116L35 115L36 113V110H35V108L36 107H34L33 105L34 104H36L37 105V103H36V99L34 100L33 99V97H37V96H35V95H33ZM51 93V92H50ZM53 93V92H52ZM93 93V94H92ZM228 93V92H227ZM248 93V92H247ZM17 94H19V93H17ZM21 94V95H22ZM27 94H29V91H28V93ZM43 94V93H42ZM41 93H40V96H43V95H45V94H43L42 95ZM48 94H49V92H48ZM119 94V90L117 91V93H116V95H120ZM30 95V94H29ZM33 95V96H32ZM50 95H52V94H50ZM54 96L56 95V93H54L53 94ZM100 95V94H99ZM98 95V97L100 98V96ZM123 95H125V94H123ZM127 95H129L128 93L125 95V96H127ZM229 95V94H228ZM249 95V94H248ZM20 96V95H19ZM49 96V95H48ZM47 96V97H48ZM110 96H114V94L113 95H110ZM130 96V95H129ZM175 96V95H174ZM173 96V97H174ZM9 96H7V98H8ZM12 97V96H11ZM14 97V99H15V95L13 96ZM13 97H12V99H13ZM18 97V96H17ZM22 97V96H21ZM210 97V96H209ZM39 98V99H38ZM9 99V98H8ZM13 99V100H14ZM17 99V98H16ZM15 99V100H16ZM41 99V100H40ZM42 99H44V101H42ZM125 99H127L126 97L124 98V100ZM128 99H130V97H128ZM210 99H212V97L210 98ZM210 99H208V100H210ZM260 99V98H259ZM15 100H14V102H15ZM38 100H40V106H41V109L42 108H44L45 106V104L46 103H43V102H45V98L44 97H39V95H38V97H37V101ZM54 100V99H53ZM174 100V99H173ZM172 100V101H173ZM6 101H8L7 102V104H11V103H9V101L10 100H6ZM55 101V100H54ZM11 102V101H10ZM13 102V101H12ZM24 102V101H23ZM34 102V103H33ZM58 102H59V100H58ZM211 103V102H210ZM213 103V102H212ZM262 103V102H261ZM6 104V103H5ZM16 104H18V102L16 103ZM66 104V103H65ZM217 104V103H216ZM220 104V103H219ZM15 105V104H14ZM18 105H20V104H18ZM17 105V106H18ZM51 105V104H50ZM73 105V104H72ZM75 105V104H74ZM11 106V105H10ZM16 106V107H17ZM22 106H23V109L25 108L24 107V105H20V107H21V110H22ZM63 106H67V105H63ZM77 106V105H76ZM50 107V106H49ZM58 107V106H57ZM77 107H80L79 105L77 106ZM105 108H106V106H104ZM258 107H259V104H258ZM18 108V110H16V111H19V115L17 114L18 112H16V114L18 115V116H21L22 115V117L25 115V113L26 112H22L23 114H21L20 115V109H19V106L17 107ZM16 108V109H17ZM40 108V107H39ZM38 108V109H39ZM104 108V109H105ZM175 108V107H174ZM37 109V108H36ZM37 109V110H38ZM50 109H52V108H50ZM43 110V109H42ZM62 111L63 110H65V108L64 109H61ZM66 110H67V108H66ZM147 110H149V112L147 111ZM22 111H26V108H25V110H22ZM49 111V110H48ZM28 112H30L29 114H28ZM41 112V113H42ZM261 112H263L262 111V109H261ZM82 113H83V111H82ZM258 113V112H257ZM45 114V115H44ZM65 114V113H64ZM180 114V113H179ZM55 116H56V114H54ZM260 115V114H259ZM25 116V117H26ZM60 116V115H59ZM58 116V117H59ZM84 116V115H83ZM91 116H94V115H91ZM264 116V115H263ZM25 117H24V120H25ZM54 117V116H53ZM57 117V116H56ZM62 117V116H61ZM66 117V118H67ZM96 117V116H95ZM176 117V118H175ZM63 118V117H62ZM61 118V119H62ZM21 120L23 119V118H20ZM96 119H98V118H96ZM177 119V120H176ZM28 120V119H27ZM27 120L25 121V123L27 122ZM23 121V120H22ZM58 121V120H57ZM101 121V120H100ZM35 122H33V126L30 124V123H32V121L31 122H29L28 124H30L32 127H35L36 125H34V124H36ZM63 122V121H62ZM114 123H115V121H114ZM181 123V122H180ZM22 124H24V123H22ZM27 123L25 124V125H28ZM37 124V125H38ZM62 124V123H61ZM112 124H113V122H112ZM148 125L146 122H144L142 125ZM141 125V124H140ZM139 125V126H140ZM142 125H141V131H142V129H143V131H144V128L143 127H145V126H143L142 127ZM178 126H179V124H177ZM138 126V125H137ZM181 126H183L182 124H181ZM38 126H36L35 128H37ZM147 127V126H146ZM136 128V127H135ZM179 128V127H178ZM150 129V128H149ZM246 129H247V127H246ZM40 130V129H39ZM51 130V133L53 132L54 133V131H52ZM136 130V132H138V130L137 129H135ZM151 130V129H150ZM179 130L180 129H178V130H176V131H178L179 132ZM146 131V130H145ZM176 131H175V133H176ZM40 132V131H39ZM135 132V133H136ZM147 132V131H146ZM56 133V132H55ZM87 133V134H86ZM104 133H106L105 131H104ZM125 133V132H124ZM149 133V134H150ZM243 132H241V134H242ZM57 134V133H56ZM102 134V133H101ZM107 134V133H106ZM127 134V133H126ZM138 134V133H137ZM137 134L135 135V137H132L133 139V141L134 142H132V144L130 145V146H127V145H125V147H126V149H130L129 150V153H131L134 157L133 158H137V157H139V156H141L142 154H144V145L142 144V142H140L141 140H139L138 138H137ZM146 134V133H145ZM167 134H169V137H167ZM173 134V133H172ZM249 134H250V132H249ZM39 135H40V133H39ZM44 136H46L45 134H43ZM43 135H42V137H43ZM54 135V134H53ZM103 135V138H104V140H105V142L103 143L104 144V147L106 148V150H109L110 149V147L106 144V137H104V134H102ZM101 135V136H102ZM108 135V134H107ZM125 135V134H124ZM139 135V134H138ZM141 135V134H140ZM166 135V136H165ZM239 135V134H238ZM41 136V135H40ZM50 137H51V134L49 135ZM82 136V137H81ZM112 136H113V134H112ZM165 136V137H164ZM173 136H174V134H173ZM41 137V138H42ZM47 137V136H46ZM114 137V136H113ZM139 137V136H138ZM140 137H142V136H140ZM244 137V136H243ZM251 137V136H250ZM58 138V137H57ZM89 138V139H90ZM102 138V139H103ZM107 140L109 141V139H110V136L108 137L107 136ZM116 138V137H115ZM127 137H125L124 139H126ZM245 138V137H244ZM23 139V138H22ZM51 139V138H50ZM84 139H86V138H84ZM113 139V138H112ZM123 139V140H124ZM155 139H154V141H155ZM174 139H175V137H174ZM177 139V138H176ZM232 139V138H231ZM249 139V138H248ZM248 139H246L245 138V141L246 140H248ZM24 140V139H23ZM54 140H56V142H57V139L56 138H54L53 139V141ZM59 140H60V143H61V138H59ZM159 140V139H158ZM166 140V139H165ZM178 140V139H177ZM52 141V140H51ZM74 141H77L78 142V139L77 138H75L74 139ZM87 141V140H86ZM112 141H115V140H112ZM172 140H168V142H171ZM173 141H176V140H173ZM172 141V142H173ZM23 142V141H22ZM27 142V141H26ZM55 142V143H56ZM76 142V143H77ZM84 142V141H83ZM125 142H126V140H125ZM164 141L162 140V142L161 143H163ZM178 142V141H177ZM177 142H175L174 144L175 145H177ZM246 142H248V141H246ZM1 143H2V141H1ZM0 143V144H1ZM29 143H31V142H29ZM52 144H55L54 142H51ZM75 143V142H74ZM75 143V144H76ZM86 143V142H85ZM84 143V145H86L87 147H90V146H88V144H85ZM155 143H156V141H155ZM160 143V144H161ZM250 143H251V140H250ZM3 144V143H2ZM56 144H58V143H56ZM69 144V143H68ZM67 144V145H68ZM72 144H73V142H72ZM72 144H69V145H71V146H69V147H72L73 145ZM124 144V143H123ZM158 145V146H161V145ZM166 144V145H165ZM174 144L172 143L171 145H170V143H169V147L167 146V143L166 142H164L163 143V145L164 146H161V147H163L162 149H160V150H164V155H165V157H166V160H167V162H168V159H169V157H173L174 156V158H170L169 160L170 161H173V160H171V159H174V160H178V158L177 157H175V154H179L180 155V153H178L177 151H179V147H178V150H176V152H174L175 150H174V148H172L171 146H174ZM59 145V144H58ZM60 145H62V143L60 144ZM64 145V144H63ZM215 145V144H214ZM23 146V145H22ZM44 146V145H43ZM64 146H66V145H64ZM85 146V147H86ZM210 146V145H209ZM212 146H213V144H212ZM3 147V146H2ZM19 147V146H18ZM40 147V146H39ZM42 147V146H41ZM40 147V148H41ZM68 147V148H69ZM165 147V148H164ZM53 148H54V150L56 149L55 148V146H53ZM52 148V149H53ZM79 148V147H78ZM41 149H43V148H41ZM58 149H59V147H58ZM61 149V148H60ZM88 149V148H87ZM91 149H92V147H91ZM125 149V150H126ZM181 149V148H180ZM210 149H211V147H210ZM209 149V150H210ZM215 149V148H214ZM245 149H247V148H245ZM248 149L250 150V148L248 147ZM1 150L3 151V149L1 148ZM65 150V149H64ZM63 150V151H64ZM212 150H213V148H212ZM248 150V151H249ZM62 151V152H63ZM87 151V150H86ZM95 151V150H94ZM128 151V150H127ZM159 151V150H158ZM181 151V150H180ZM64 152H66V150L64 151ZM126 152V151H125ZM146 152V151H145ZM67 153V152H66ZM70 153H71V151H70ZM74 153V152H73ZM96 153V151L94 152V154ZM175 153V154H174ZM249 153V152H248ZM251 153V152H250ZM65 154V153H64ZM75 154V153H74ZM79 154V153H78ZM82 154H83V152H82ZM160 154V153H159ZM3 155V154H2ZM62 155H63V153H62ZM85 155V154H84ZM91 155H93V154H91ZM130 155V154H129ZM178 155V156H179ZM4 156V155H3ZM60 156V155H59ZM64 156V155H63ZM71 156V155H70ZM83 156V155H82ZM87 155H85V157H86ZM95 155H93V156H91V158L92 157H94ZM156 156V155H155ZM157 156H159V155H157ZM156 156V157H157ZM246 156V155H245ZM1 157V156H0ZM4 157H6V156H4ZM3 157V158H4ZM84 157V158H85ZM180 157V156H179ZM183 157V156H182ZM256 157V156H255ZM255 157H253V155L251 154H249V156H247V161L249 162V163H253V158H255ZM72 158V157H71ZM76 158V157H75ZM80 158V157H79ZM83 158V157H82ZM86 158H88V157H86ZM85 158V159H86ZM90 158V157H89ZM132 158V159H133ZM146 158V157H145ZM214 157H212V159H213ZM1 159H2V157H1ZM31 159V158H30ZM56 159V158H55ZM60 159V158H59ZM66 159V158H65ZM70 159V158H69ZM95 159V158H94ZM97 159V158H96ZM95 159V160H96ZM125 159V158H124ZM185 159V158H184ZM6 160V159H5ZM72 160H74V159H72ZM99 162H100V160L99 159H97ZM96 160V161H97ZM120 160H122V159H120ZM126 160V159H125ZM181 160L182 161H184L182 158H181ZM187 160V159H186ZM215 160V159H214ZM246 160V159H245ZM1 161V160H0ZM2 161H4V160H2ZM75 161H76V159L74 160V162L73 163H75ZM90 161H91V159H90ZM95 161V162H96ZM98 161H97V163H98ZM179 161H180V158H179ZM179 161H178V165L177 166H179ZM181 161V162H182ZM216 161V160H215ZM215 161H213V162H215ZM5 162V161H4ZM4 162H2V163H4ZM123 162V161H122ZM125 162V164H127L126 163V161H124ZM132 163V160L131 161H129L128 163ZM136 162V161H135ZM177 162V161H176ZM188 162V161H187ZM211 162H212V160H211ZM212 162V163H213ZM248 162H246L245 163V161H244V163L247 165V164H249ZM1 163V162H0ZM6 164H8L7 162H5ZM78 163V162H77ZM76 163V164H77ZM91 163V162H90ZM142 163V162H141ZM174 163V162H173ZM189 163V162H188ZM187 163V164H188ZM6 164H5V166H6ZM76 164H74L76 167L78 166V164L76 165ZM125 164H123V166L125 165ZM172 164V163H171ZM182 164H183V162H182ZM254 164H256V162L254 163ZM260 164V163H259ZM10 165V164H9ZM12 165V164H11ZM73 165V164H72ZM95 166V168L97 169V167H96V164L94 163V160H93V164H92V166ZM129 164H127L126 166H127V168L128 167H130V165H132V164H130L129 166H128ZM134 165V164H133ZM132 165V166H133ZM136 165H137V162H136ZM180 165H181V163H180ZM250 165V164H249ZM258 165V164H257ZM1 166H3V165H1ZM4 166V167H5ZM99 166V165H98ZM131 166V167H132ZM143 166H144V164H143ZM167 166H169V164L167 165ZM176 166V164H175V167H177ZM189 166V165H188ZM248 166V165H247ZM3 167V169H2V167L0 168V170H4L5 169V171L7 172L8 170L10 171V169H9V167L8 166H6V168L8 167V170H6V168H4ZM101 167V166H100ZM130 167V168H131ZM226 167H228V166H226ZM11 168V167H10ZM73 168H75V167H73ZM79 168V167H78ZM107 168V167H106ZM177 168H180V167H177ZM182 168V167H181ZM180 168V169H181ZM232 168V167H231ZM99 169V168H98ZM97 169V170H98ZM133 169V168H132ZM131 169V170H132ZM137 169V168H136ZM174 169H176V168H173V171H174V173L176 174V171H177V169H176V171L174 170ZM227 169H229V168H227ZM254 169V168H253ZM76 170V169H75ZM127 171H128V169H126ZM134 170V169H133ZM230 170V169H229ZM5 171H3V176H5L4 174V172ZM8 171V172H9ZM77 171V170H76ZM142 171H144V172H146V171H148V172H151V173H153L155 176H156V173L157 172H155V171H153L152 170V168H151V166L147 163V165H145V168L142 170ZM168 171V170H167ZM178 171H179V169H178ZM177 171V172H178ZM185 171V170H184ZM13 172V171H12ZM71 172V171H70ZM128 172H131V171H128ZM183 171H181L180 170V173H182ZM231 172H232V170H231ZM11 173V172H10ZM124 173L125 174H127L125 171H124ZM133 173V172H132ZM131 173V174H132ZM173 173V172H172ZM180 173H178L177 175L179 176L180 175ZM185 173V172H184ZM259 173V172H258ZM2 174V172L0 173V175ZM13 174V173H12ZM11 174V175H12ZM152 174V175H153ZM186 174V173H185ZM227 174V173H226ZM247 174V173H246ZM14 175V174H13ZM13 175H12V177H13ZM148 176H150L151 177V175L150 174H147ZM153 175V176H154ZM183 175V174H182ZM229 175H230V173H229ZM260 175V174H259ZM57 176V175H56ZM129 176H130V173H129ZM145 176V175H144ZM148 176H147V179H148ZM184 176V175H183ZM222 176V175H221ZM7 177H9V175L7 176ZM49 176H47V178H48ZM60 177V176H59ZM134 177H135V175H134ZM157 177V176H156ZM155 177V178H156ZM161 177V176H160ZM170 177V179H168L167 181H163V184L164 185H167V190H168V192H167V195L169 196V198H170V192H169V186H173V183H175V181H174V179L176 178V175H174V176H169ZM240 177V176H239ZM11 178V177H10ZM9 178V179H10ZM19 178V177H18ZM50 178H51V176H50ZM50 178H48L49 179V181L50 182H52L53 180L52 179H50ZM136 178H137V176H136ZM141 178H142V176H141ZM146 178V177H145ZM181 178V177H180ZM226 178H229V177H226ZM7 179V178H6ZM147 179H145V180H147ZM149 179H151V178H149ZM149 179L147 180L149 183H150V181H149ZM153 179V178H152ZM220 175L218 176V174L217 175H215V178H214V180H216L217 182H219L220 181ZM243 179V178H242ZM1 180V179H0ZM5 180V179H4ZM156 180H158V178L156 179ZM175 180H177V179H175ZM181 180V179H180ZM222 180H223V178H222ZM234 180V179H233ZM254 180V179H253ZM59 181V180H58ZM161 180H160V183L162 182ZM15 181H13V183H14ZM134 182H136V185H138V190L137 191H139L140 192V194L141 193H143V192H145V190H146V193H147V189H148V191H150L151 192V189L152 188H154V187H152L151 188V186H152V184H150L149 185V183L148 182H146L145 183V181L142 179V180H135ZM154 182H156L155 180H154ZM216 182V183H217ZM11 183H12V181H11ZM114 183V182H113ZM116 183V182H115ZM145 183V184H144ZM148 183V184H147ZM159 183V182H158ZM157 183V184H158ZM240 183L242 184V182L240 181ZM243 183H244V187H245V189L244 190H246V191H244L243 193H245V194H241L242 196H243V198H241V200L240 201H242V203H241V206H243L242 204H243V202L244 203H246V201H249V199L251 198V192L253 193V190L252 189H249V187H247L248 185V182H247V180L245 179V181L243 180ZM55 184V183H54ZM110 184V183H109ZM124 184H126V183H124ZM162 184V185H163ZM184 184V183H183ZM190 184V183H189ZM236 184V183H235ZM15 185V184H14ZM48 185V184H47ZM160 185V184H159ZM158 185V186H159ZM163 185V186H164ZM231 185V184H230ZM258 185H259V183H258ZM16 186V185H15ZM89 186V185H88ZM92 186V185H91ZM128 186V185H127ZM175 187H176V185H174ZM187 186V185H186ZM104 187V186H103ZM241 187V186H240ZM258 187V186H257ZM57 188V190H60L61 191V189H59L58 187H56ZM112 188V187H111ZM164 188V187H163ZM234 188H236L235 186H234ZM45 189H47V188H45ZM45 189H44V191H45ZM254 189V188H253ZM15 190V189H14ZM19 190V189H18ZM63 190V189H62ZM90 190V189H89ZM109 190V189H108ZM115 190V189H114ZM166 190V191H167ZM251 190V191H250ZM257 190V189H256ZM65 191H67L66 190V188H65ZM153 191H155V188L153 189ZM159 192L160 191H162V193H163V195L165 194L164 193V191L165 190H162V188H160L159 190H158ZM158 191H156V192H158ZM41 192V191H40ZM43 192V191H42ZM75 192V191H74ZM74 192L72 193L73 194V196H74ZM93 192V191H92ZM138 192V193H139ZM223 192V191H222ZM233 192V191H232ZM20 193H21V191H20ZM63 193H64V191H63ZM26 194V193H25ZM37 194V193H36ZM39 194V193H38ZM41 194V193H40ZM51 194V193H50ZM60 194V193H59ZM160 195H162L161 194V192L159 193ZM158 194V195H159ZM223 194H224V192H223ZM222 194V195H223ZM42 195V194H41ZM45 194H43L40 198H42L43 196H44ZM70 194H67V196H69ZM75 195H76V193H75ZM83 195V194H82ZM94 195V194H93ZM142 195H144V194H142ZM141 195V196H142ZM152 195H153V192H152ZM159 195V196H160ZM167 195H164V196H162V198L164 199V198H166L167 197ZM226 195V194H225ZM228 195V194H227ZM37 197L39 196V195H36ZM58 196V195H57ZM63 196H65V194L63 195ZM33 197V196H32ZM45 197H47L46 195H45ZM55 197V196H54ZM71 197H72V195H71ZM142 197H146V196H142ZM151 197V196H150ZM263 197V196H262ZM6 198V197H5ZM5 198H2V199H5ZM40 198H38V199H40ZM53 198V197H52ZM52 198H50V199H52ZM55 198H57V197H55ZM69 198H70V196H69ZM74 198V197H73ZM75 198H76V196H75ZM91 198H92V196H91ZM95 198V197H94ZM154 197L152 196V199H153ZM156 199H157V197H155ZM185 198V197H184ZM223 198L225 199V196L223 195ZM235 198H236V195H235ZM44 199V200H43ZM42 199V203H44L45 204V202H43V201H45V198H43ZM48 199V198H47ZM49 199V200H50ZM63 199V198H62ZM77 199V198H76ZM102 199V198H101ZM158 199L160 200V198L158 197ZM162 199V200H163ZM238 200H239V198H237ZM236 199V200H237ZM49 200H47L48 202H46V203H49L50 201ZM54 200V198L51 200V201H53ZM57 200H59L58 198H57ZM57 200H54V201H56V203H57ZM69 200V199H68ZM98 200V199H97ZM146 200V199H145ZM158 200V201H159ZM165 200V199H164ZM163 200V201H164ZM172 200V199H171ZM176 200V199H175ZM183 200V199H182ZM236 200H235V202H236ZM254 200V199H253ZM50 202V203H53V204H51V205H54V203L55 202ZM60 201V200H59ZM58 201V202H59ZM109 201V200H108ZM149 201H151L150 199H149ZM157 201V202H158ZM172 201H174V200H172ZM228 201V200H227ZM39 202V201H38ZM146 202H148L147 200H146ZM161 202V201H160ZM255 202V201H254ZM148 203H150V202H148ZM170 202H168V204H169ZM176 203H178L177 201H176ZM239 203V204H240ZM28 204V203H27ZM39 205H41L40 203H38ZM61 204V203H60ZM60 204H59V206H60ZM66 204V203H65ZM102 204V203H101ZM153 204V203H152ZM159 204H161V207L165 210H167V208L169 207L168 205H167V201L165 200L164 202H161V203H159ZM158 204V205H159ZM181 204V203H180ZM225 204L228 206H230V207H232V203H229V202H225ZM250 204V203H249ZM248 204V205H249ZM37 206V205H35L36 207H40V206ZM43 205V204H42ZM41 205V206H42ZM154 205V204H153ZM170 205V204H169ZM172 205H173V203H172ZM32 206V205H31ZM34 206V205H33ZM54 206H56V205H54ZM59 206H57V208L59 207ZM152 205H151V203H150V206L149 207H151ZM166 206H168V207H166ZM171 206V205H170ZM228 206V207H229ZM256 206V205H255ZM43 207V206H42ZM60 207H62V205L60 206ZM60 207L58 208L59 209V211H61L60 210ZM65 207V206H64ZM102 207V206H101ZM115 207V206H114ZM172 207H174V205L172 206ZM235 207V206H234ZM237 207V206H236ZM261 207V206H260ZM41 208V207H40ZM56 208V207H55ZM170 208V207H169ZM246 208V207H245ZM4 209H5V207H4ZM26 209V208H25ZM33 209V208H32ZM37 209V208H36ZM58 209H57V211H58ZM62 210H64L63 208H61ZM106 209V208H105ZM173 209V208H172ZM181 209V208H180ZM212 209V208H211ZM214 209V208H213ZM213 209H212V212H214L213 211ZM224 209H227V208H224ZM230 210H231V208H229ZM228 209V210H229ZM42 210V209H41ZM40 210V211H41ZM183 210V209H182ZM220 210V209H219ZM229 210V211H230ZM247 210V215H246V218H248V220L250 221V223L252 222V224H256L257 226H258V228H259V224H261L260 223V220H258L257 218H255L254 216H252L253 214H252V210H251V208H250V206H248V208L246 209ZM28 211V210H27ZM30 211V210H29ZM38 211V210H37ZM58 211V212H59ZM170 211V210H169ZM232 211V210H231ZM64 211H61V213H63ZM215 212H216V208H215ZM3 213V212H2ZM46 213V212H45ZM65 213V212H64ZM40 214H42V213H40ZM115 214V213H114ZM119 214V213H118ZM218 214V213H217ZM232 214V213H231ZM262 214V213H261ZM16 215V214H15ZM44 215V214H43ZM104 215V214H103ZM242 215V214H241ZM56 216H60L59 214H56L55 215V218H56V221H58L59 223H57L59 226H58V228L59 227H61V228H59L58 230H59V232H62L63 233V231H61V230H63V226H61L62 225V223L59 221V220H57V218L58 217H56ZM211 216L212 217H214L212 214H211ZM218 216V215H217ZM220 216V215H219ZM228 216V215H227ZM10 217V216H9ZM20 217H22V216H20ZM31 217V216H30ZM43 217V216H42ZM109 217V216H108ZM149 217V216H148ZM236 217V216H235ZM6 218H7V216H6ZM15 218H17V216L15 217ZM34 218V217H33ZM41 218V217H40ZM50 218H52V217H50ZM64 218V217H63ZM116 218V217H115ZM151 218V217H150ZM192 218V217H191ZM216 218V217H215ZM223 218H225V217H223ZM243 218V217H242ZM9 219V218H8ZM20 219V218H19ZM60 219H62V217L60 218ZM65 219V218H64ZM67 219V218H66ZM110 219H112V217L110 218ZM209 219H210V217H209ZM214 219V218H213ZM228 219V218H227ZM263 219V218H262ZM7 220V219H6ZM181 220V221H180ZM193 220V219H192ZM218 220V219H217ZM216 220V221H217ZM231 220V219H230ZM247 219H245V221H246ZM20 221H22V219L20 220ZM33 221V220H32ZM39 221V220H38ZM41 221H44V220H41ZM53 221V220H52ZM62 221H64L63 219H62ZM115 221H117V220H115ZM178 219L177 220H173V221H171V222H173V232H174V234L175 233H177L178 234V237H180V242H178V243H176L177 244V247H178V244L180 243L181 244V248H179V250H180V252L181 253H183V256H187V258H190L191 257V260L194 262H196L197 260H199L200 259V255L198 254L199 253V251L201 252V251H203V250H197L196 249V247H195V244H198V242H197V240H196V243L194 244V241H195V238H196V235H197V233L196 232H194L195 231V229H196V227L194 228V230H184L183 228H182V224H178ZM179 221H180V223L181 222H183L182 221V219H179ZM190 222L189 223H191L192 221L191 220H189ZM242 221V220H241ZM248 221V222H249ZM263 221V220H262ZM45 222V221H44ZM103 222V221H102ZM122 222V221H121ZM188 222V221H187ZM208 222H209V220H208ZM211 222V221H210ZM223 222V221H222ZM247 222V221H246ZM246 222H245V224H246ZM22 223V222H21ZM39 223V222H38ZM37 223V224H38ZM66 223V225H67V222H65ZM65 223L63 222V225H64V227L66 226L65 225ZM149 223V222H148ZM199 223V222H198ZM217 223H220V221L219 222H217ZM238 223V222H237ZM264 223V222H263ZM13 224H14V221H13ZM12 224V225H13ZM18 225H19V223H17ZM46 224H47V222H46ZM56 224V222H55V224H53V225H57ZM114 224H115V222H114ZM118 224V223H117ZM158 224V223H157ZM155 225V227H154V229H157V230H159V231H161V227H159V224L158 225ZM163 224V223H162ZM193 224V223H192ZM223 224V223H222ZM251 224V225H252ZM16 225V224H15ZM39 225V224H38ZM52 225V224H51ZM51 226V227H55V226ZM182 225V226H181ZM187 225V224H186ZM44 226H46V225H44ZM80 226V225H79ZM214 226V225H213ZM232 226V225H231ZM236 225H234V227H235ZM241 226H242V224H241ZM261 226H263L262 224H261ZM5 227V226H4ZM13 227V226H12ZM11 227V229L10 230H12V232H14L15 234H16V231H18L16 228V230H14L13 228ZM15 227V226H14ZM17 227V226H16ZM35 227V226H34ZM57 227V226H56ZM223 227V226H222ZM251 227V226H250ZM23 228H25V227H23ZM67 228H68V225H67ZM79 228V227H78ZM77 228V229H78ZM160 228V229H159ZM224 228V227H223ZM229 228V227H228ZM246 228V227H245ZM262 228V227H261ZM261 228H259V229H261ZM3 229V228H2ZM6 229H7V227H6ZM19 229V228H18ZM46 229V228H45ZM47 229H48V227H47ZM46 229V230H47ZM49 229H51V228H49ZM55 229H57V228H55ZM61 229V230H60ZM227 229V228H226ZM263 229V228H262ZM21 230V229H20ZM22 230H24V229H22ZM21 230V231H22ZM38 230H39V228H38ZM84 230V229H83ZM82 230V232H85V231H83ZM156 230V231H157ZM233 230V229H232ZM257 231V229H250V230H248L249 231V233H247L250 237H248L249 239H250V242H249V244L251 243L252 245H251V247H253V249H255V246H257L258 245V240H257V237L259 236H256V234L255 233H257V232H255V231ZM79 231V230H78ZM114 231V230H113ZM118 231H119V229H118ZM193 231V232H192ZM198 231V230H197ZM247 231V232H248ZM23 232V231H22ZM58 232V233H59ZM65 232V231H64ZM70 231L68 230V233H69ZM81 232V231H80ZM79 232V234H76V235H78V237H77V239H79V242L82 244V245H84L83 247H84V249H85V247L89 244V243H87L88 241V238L87 237H85V235H84V233H80ZM105 232V231H104ZM233 232V231H232ZM2 233V232H1ZM4 233V232H3ZM9 233V232H8ZM8 233H7V235H8ZM21 233V232H20ZM19 233V234H20ZM45 233V232H44ZM43 233V235H45ZM72 233V232H71ZM114 233V232H113ZM195 233H196V235H195ZM261 233V232H260ZM263 233V232H262ZM66 234L67 233H65L64 235H63V237L65 236L66 237ZM121 234V233H120ZM199 234V233H198ZM223 234H224V232H223ZM232 234V233H231ZM13 235V234H12ZM17 235H18V233H17ZM21 235V234H20ZM24 235V234H23ZM23 235H21V236H23ZM39 235V234H38ZM194 235H195V237H194ZM235 235V234H234ZM14 236V235H13ZM27 235L25 234V236L24 237H26ZM46 236V235H45ZM67 236H69L70 237V235H67ZM177 236V235H176ZM176 236H174V237H176ZM208 236H209V234H208ZM236 236V235H235ZM261 236H262V234H261ZM5 237V236H4ZM16 235L14 236V239H15V241H16ZM35 237H37V236H35ZM75 237V238H76ZM171 237H173V236H171ZM199 237V236H198ZM11 238V236L9 235V239ZM33 238V237H32ZM51 238V237H50ZM59 238V237H58ZM67 238V237H66ZM75 238H74V240H75ZM203 238V237H202ZM210 238V237H209ZM216 238V237H215ZM262 238H264L263 236H262ZM6 239V238H5ZM35 239V238H34ZM38 239H39V237H38ZM67 239H69V238H67ZM107 239V238H106ZM179 239V238H178ZM197 239V238H196ZM211 239V238H210ZM223 239V238H222ZM259 239V238H258ZM1 240H3V238H2V235L0 234V242H1ZM18 240V239H17ZM27 240H28V238H27ZM27 240H26V242H27ZM43 240V239H42ZM71 240H73V238L71 239ZM121 240H123V238L121 239ZM168 240V239H167ZM209 240V239H208ZM215 240V239H214ZM229 240V239H228ZM262 240V239H261ZM260 240V241H261ZM22 241H24V238H23V240ZM32 241V240H31ZM45 241V240H44ZM55 241V240H54ZM78 241V240H77ZM77 241H74V242H76V244H77ZM227 241V240H226ZM12 242V241H11ZM40 242H42V241H40ZM79 242H78V244H79ZM168 242H169V240H168ZM171 242V241H170ZM206 242V241H205ZM208 242V241H207ZM217 242V241H216ZM223 242V241H222ZM228 242V241H227ZM241 242V241H240ZM19 243V242H18ZM24 243V242H23ZM51 243V242H50ZM209 243V242H208ZM208 243H206V244H208ZM261 243H262V241H261ZM13 244V243H12ZM46 243L45 242H43V244L41 243H38V246H40V247H42L41 249L43 250H41L40 251V249H39V253H37V254H35L36 252H34L33 250H32V254L31 253H29V251L27 252V253H29V254H27V256H26V259L29 261V260H31L30 261V263H28V264H50L49 262H53V261H55L56 262V264H62L63 262H65L66 264H83V263H85L83 260L85 259L83 256V259H81L80 258V256L78 255V253L80 252V248H82L81 247V244H80V248L79 247H77V246H75L74 248H72L73 250H75V248L77 247V250H78V248H79V252H74L73 251V253H75V254H73L71 251V255L69 254V256L67 257V255L65 256L64 255V253L63 252H61V253H63V254H61L60 255V253H57L56 251V249L57 248H54V250L52 249V248H48V247H46L45 248V245ZM53 244H55V243H53ZM60 244V243H59ZM74 244V243H73ZM170 243H166V245H169ZM232 244V243H231ZM15 245V244H14ZM25 245V244H24ZM62 245V244H61ZM175 245V244H174ZM198 245H200V244H198ZM197 245V246H198ZM212 245H214L213 244V242H212ZM212 245H211V247H212ZM262 245H264V243H262ZM22 246V245H21ZM56 246V245H55ZM204 246V245H203ZM206 246H208V245H206ZM243 246H244V244H243ZM40 247H38V248H40ZM61 247V246H60ZM172 246H170V248H168L169 250L170 249H172L171 248ZM174 247V246H173ZM205 247V246H204ZM220 247V246H219ZM263 246H259L258 245V247H257V249H261V251H262V249H264V248H262ZM14 248H17L18 249V246L16 247H14ZM19 248H20V246H19ZM25 248V247H24ZM69 248V247H68ZM221 248V247H220ZM228 248V247H227ZM230 248V247H229ZM239 248V247H238ZM245 248V247H244ZM200 249V248H199ZM204 249V248H203ZM215 249V248H214ZM223 249V248H222ZM221 249V250H222ZM224 249H225V247H224ZM223 249V250H224ZM240 249V248H239ZM239 249H238V251H239ZM19 250V249H18ZM69 250V249H68ZM86 250V249H85ZM175 250V249H174ZM210 251L212 250V249H209ZM216 250V249H215ZM27 251V250H26ZM54 251V252H53ZM198 251V252H197ZM205 251V250H204ZM228 251H230V250H228ZM228 251H226V253L228 252ZM235 251V250H234ZM34 252V253H33ZM65 252V251H64ZM83 253H84V251H82ZM101 252V251H100ZM170 252H172L171 250H170ZM173 252H175V251H173ZM207 252V251H206ZM240 252V251H239ZM55 253V254H54ZM81 253V252H80ZM102 253V252H101ZM101 253H98V255H100ZM180 253V254H181ZM202 253V252H201ZM218 253V252H217ZM216 253V254H217ZM242 253V252H241ZM68 254V253H67ZM82 254V253H81ZM80 254V255H81ZM261 255H262V253H260ZM127 255V254H126ZM137 255V254H136ZM173 255H174V253H173ZM215 255V254H214ZM223 255H226L225 253L223 254ZM228 255V254H227ZM226 255V256H227ZM102 256V255H101ZM225 256V257H226ZM264 256V255H263ZM12 257V256H11ZM53 258V259H49V258ZM103 257V256H102ZM169 257V256H168ZM255 257H257V256H255ZM7 258V257H6ZM14 258V257H13ZM130 258V257H129ZM132 258V257H131ZM186 258V259H187ZM204 258V257H203ZM243 258V257H242ZM16 259V258H15ZM25 259V260H26ZM49 259V260H48ZM132 259H134V258H132ZM179 259V258H178ZM205 259V258H204ZM212 259V258H211ZM215 259V258H214ZM213 259V260H214ZM8 260H10L9 258H8ZM13 259L11 258V261H12ZM26 260V261H27ZM43 260H45V261H43ZM67 260H69V261H67ZM104 260H106V259H104ZM126 260H127V258H126ZM144 260V259H143ZM146 260V259H145ZM165 260V259H164ZM201 260V259H200ZM209 260V259H208ZM225 260V259H224ZM260 260H261V258H260ZM112 261V260H111ZM147 261V260H146ZM160 261V260H159ZM186 261V260H185ZM207 261V260H206ZM239 261V260H238ZM256 261V260H255ZM263 261H264V258H263ZM262 261V262H263ZM19 262V261H18ZM54 262V263H55ZM161 262V261H160ZM192 262V263H193ZM224 262V261H223ZM232 262V261H231ZM260 262V261H259ZM16 263V262H15ZM65 263H63V264H65ZM131 263V262H130ZM170 263V262H169ZM174 262H172V264H173ZM181 264H182V262H180ZM179 263V264H180ZM198 263V262H197ZM196 263V264H197ZM207 263V262H206ZM209 264L211 263V262H208ZM240 263V262H239ZM118 264H119V262H118ZM132 264V263H131ZM145 264V263H144ZM158 264H159V262H158ZM162 264V263H161ZM165 264V263H164ZM177 264V263H176ZM187 264H189V263H187ZM200 264H202V263H200ZM236 264V263H235ZM255 264V263H254ZM260 264V263H259ZM264 264V263H263Z\"/></svg>",
  "mask_w": 264,
  "mask_h": 264
}]
</instances>
